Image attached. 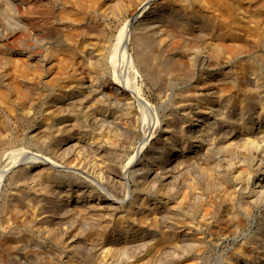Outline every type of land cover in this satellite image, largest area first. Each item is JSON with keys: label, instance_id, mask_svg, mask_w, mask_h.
<instances>
[{"label": "rangeland", "instance_id": "1", "mask_svg": "<svg viewBox=\"0 0 264 264\" xmlns=\"http://www.w3.org/2000/svg\"><path fill=\"white\" fill-rule=\"evenodd\" d=\"M205 4L212 16L219 9L217 0ZM191 6L193 0H0V251L9 257L1 250V225L12 213L17 220L7 225L21 234L22 247L15 264H264V68L249 69L241 59L210 64L206 45L171 23L192 22L199 8ZM157 21L163 31L151 50L169 49L178 60L159 81L138 59L134 41ZM68 34L83 41L80 48L104 34L102 71L65 52ZM244 36L252 51L259 49L251 33ZM180 48L196 50L198 59L176 56ZM91 76L108 93L104 110L114 117L129 112L128 126L82 116L80 131L94 137L93 145L66 136L38 142L40 128L57 117L55 85L64 84L59 92L79 89ZM233 84L239 94L221 99L218 90ZM207 85L216 91L213 108ZM198 144L203 152L217 149L197 157ZM175 146L183 152L167 164ZM148 170L167 178L147 177ZM43 171L65 182L46 180ZM162 199L187 209L217 204L208 223L199 215L188 222L161 215ZM228 200L238 202L231 213L244 221L239 231L221 209ZM240 200L252 201L249 212ZM185 227L192 230L187 237Z\"/></svg>", "mask_w": 264, "mask_h": 264}, {"label": "bare ground", "instance_id": "2", "mask_svg": "<svg viewBox=\"0 0 264 264\" xmlns=\"http://www.w3.org/2000/svg\"><path fill=\"white\" fill-rule=\"evenodd\" d=\"M217 2H218L219 9L217 10V12H214V15L212 16V14L209 12V8L212 6L211 4L204 5V0H193V6H191V8H199V11H194L191 13L192 22L188 23L187 21V23H185L186 21L181 22L179 21L180 19H177L176 21L171 18L172 19L171 23L177 22L178 27L182 29V33L188 39L190 40L193 39L195 41L203 42L206 45L205 49L208 50L207 53L209 56L208 59H209L210 64L212 63L215 66H220V65H225V63H229L233 60L241 59L242 61L246 62V66L249 69H256L258 66L259 67L261 66V69L264 68V52H261V51H264V0H217ZM80 3L81 2H79L78 4ZM250 3H252V5ZM82 8H85V5H83ZM230 13H232L233 16L228 19L227 16H230ZM72 19H73V24L75 22V25H76V21H74L75 18L72 17ZM76 20L79 21L80 18H77ZM161 28H163V25H161L160 21L155 22L153 25L151 24L144 25V28L142 29V31L144 32H141L140 35L137 36L136 39H134L135 43H137L139 46L138 52L136 54L138 59H140L143 62V64H146L147 66H150L153 68V70L152 69L150 70H152L153 75L156 76L158 81L164 80L165 75H167L168 72L174 70L175 61H178L175 59V56H173L172 53H169L170 52L169 49H162L161 51H158L157 53L151 50L152 49L151 47L157 42L156 35L161 34L163 31L161 30ZM81 29L82 30L80 31V35L83 34L87 40H90L91 36L89 35L88 31L84 28H81ZM243 32L244 34L248 32L253 35L254 40L257 42V44H259V49L257 50L255 49L254 51H252V48L247 46V40ZM74 35L68 34L66 37L64 36L66 43L68 44L67 45L68 48L65 50V52L70 53L75 58L83 59V61L87 63L88 67L92 69L93 71H102L105 65V57L103 56L104 54L102 52L104 50V47L102 44H104L105 42L102 43L101 41L103 40H101V38H103L102 35L104 34L102 35L98 34L95 37L96 40L93 39L92 43L87 45L86 48L84 47L80 48L83 44L82 43L83 41H79L78 39L79 37L77 38V35L76 36ZM161 42L166 43V40L163 39L161 40ZM174 51L178 53L176 54V56L181 54L182 57L188 58L189 60H197L199 56V53L196 50L193 52L189 50L188 48L174 49ZM249 57H253L255 60L259 62V64L257 63L258 65H256V61L249 62L250 60ZM157 60L159 62H156ZM159 63H161V65ZM51 79L50 81L52 83L50 84L54 85L55 82L53 83V81H56V80L52 79L53 80L52 81ZM85 79H87L88 81ZM85 79H84L85 82H82L79 89H76V87L69 86L72 88H70L69 90H64V92L61 91L62 93L59 91L64 89V86H63L64 84L62 85L60 84L61 86L55 85V89L57 88L56 89L57 91L59 89L58 91L59 94L55 96L56 99H54V103H53V105L56 108L55 113H57V117L55 118L56 120L54 122L45 123L40 128L39 134H42V135L40 136L38 135L39 136L38 142L39 141L46 142L48 140L47 138L49 139L52 138V139H57V142L61 143V141L65 142L64 141L65 138L63 140V137L66 136V138L75 139L77 141L76 145L80 147L83 141L84 143L87 141V143L90 144V146L93 145L94 137H91L90 133L88 134L85 131L84 133L80 131L77 120L79 117H82V116L93 117L94 121H96L97 118H95L96 117L95 114H99L101 115L100 117L102 119L108 118L109 120L113 121L115 124L117 125L120 124V126H122L121 122L123 121L125 124V128L126 126H128L129 117H130L129 112H125V114L121 113V115H117L118 117H114L113 115L108 114L107 110H104L106 108L105 107L106 103L110 101L109 99L105 98L108 93L106 94L104 89L100 87L101 84H100L99 78L95 76H91ZM222 80L223 81L227 80V77L223 76L221 77L219 81H222ZM58 81H59V77H58ZM67 83L65 85H67ZM53 85L51 86L54 87ZM206 88H210L209 85H207ZM112 91L113 93L115 91L116 93L117 92L119 93L120 90L113 86ZM218 93L220 95L218 96L221 99L227 98V95L230 96L232 93L239 94V85L233 84L229 92L221 88L218 90ZM120 95L122 99L124 100L125 105L127 104L126 107L129 108L130 98H128L126 93H121ZM215 95H216V91H213V89L210 88L209 93H207V96L209 98L211 97L212 100L209 101V103L207 104V107H212L214 105V103L216 102V100L214 99ZM112 96H114V94ZM121 97H120V102H122ZM111 101L113 100L111 99ZM240 112H242V110H240ZM201 118H206V117L204 115H199L198 120ZM166 133H168V131H166ZM2 138L3 137L0 131V142L2 141ZM202 146H203L202 144H198L197 147L195 148L197 157H201V155H204V152H206L207 154L209 152H214L217 149L214 146H210L208 149H205V151L203 152V150L200 151V148H202ZM100 148L101 147H99V149ZM182 152H183L182 149H180L178 146H175L171 150V154L167 160V164L177 161L178 157H180ZM200 152H203V153L201 154ZM261 162L262 163H260V165H263L262 160ZM164 171L148 170L147 172H145V175L147 177L153 176L154 178H160L161 181H164L167 178V172H164ZM43 173L44 171L40 172L39 176H44L46 180L53 181L57 179L59 183L65 182L63 181L62 177L57 176L56 178V177H53L52 174H48V175L46 174L47 175L46 176ZM261 176L262 177L260 178V180L263 181L262 186L264 187V171L263 172L261 171ZM70 195L71 194H69V196ZM158 201L159 203H161L160 214L163 215L164 217L167 215L177 217L178 215V216L184 217V220H187L189 222L188 219H196L198 218V215H199L201 218H203L202 222H205V223H208L211 219V216H213L212 214L215 213L214 211H212V208L210 205L217 204V203L203 204L204 202H202V204L200 203V205L202 206L196 209H190V208L187 209L186 207L184 208L176 202L168 203L169 201H165L163 199L158 200ZM234 201L235 200H231V201L228 200V201L222 202L221 209L224 211L223 213L226 216L225 217L226 222L231 223L232 224L231 227L238 230L239 228L243 227V225L245 224L242 218L238 219V217L233 218L232 216L233 214L231 213V209H234L238 205V202H237V205H235V203H233ZM251 202L240 200V205L242 206L244 211L249 212L252 206L250 204ZM14 216L15 215L11 213L9 214V218L7 219L8 214H6V219H5L6 222L3 221V224L1 225V229L5 234L4 238L2 239L3 247L1 250L3 249L7 250V252H9L10 255L8 257L2 251H0V264H9L12 261L15 264L16 262L20 260L19 256H20V252L22 248L20 247L21 234H20V237L19 235L15 233L13 234L12 232L14 231V229L11 227L12 228L11 230L13 231H10V227H9L10 225L9 226L7 225L8 223H11L10 221L17 220L16 216L14 219ZM26 224L27 222H25V225ZM30 224L31 223H29V226L27 224V227H32ZM190 233H192V230L189 227L188 228L185 227L183 236L187 237L188 235H190ZM25 237L27 239V236ZM22 242H23V239H22ZM242 252H245V250H242ZM245 254L246 253H244L243 255ZM245 256L247 257V255Z\"/></svg>", "mask_w": 264, "mask_h": 264}]
</instances>
